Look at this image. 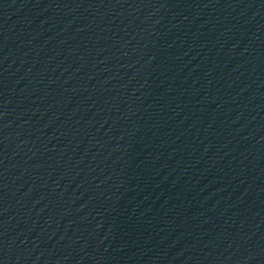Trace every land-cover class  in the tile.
<instances>
[{"label": "water", "instance_id": "95a60500", "mask_svg": "<svg viewBox=\"0 0 264 264\" xmlns=\"http://www.w3.org/2000/svg\"><path fill=\"white\" fill-rule=\"evenodd\" d=\"M0 264H264V0H0Z\"/></svg>", "mask_w": 264, "mask_h": 264}]
</instances>
